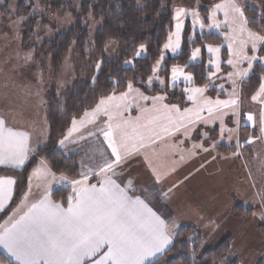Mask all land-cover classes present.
Here are the masks:
<instances>
[{
    "label": "rangeland",
    "instance_id": "rangeland-1",
    "mask_svg": "<svg viewBox=\"0 0 264 264\" xmlns=\"http://www.w3.org/2000/svg\"><path fill=\"white\" fill-rule=\"evenodd\" d=\"M88 1L96 0H0V100L13 101L18 107L23 102L24 110L35 115L34 122L41 123L43 111L49 114V98L61 104L76 85L96 78L101 62L96 55L66 58L56 70L51 58L41 54L46 42L69 30L75 13ZM263 4L264 0H221L203 15L199 6L186 10L175 1L173 30L152 76L144 87L129 85L123 94L104 98L105 104L100 101L93 110L71 119L50 150L76 161L79 178L67 175L52 184L67 186L72 191L70 198L75 197L82 186L103 178L107 173L102 169L111 163L108 172L122 176L120 179L134 187L136 169L121 162L146 157L158 167L160 159L167 164L165 170L158 167L166 182L163 194L161 188L154 187L176 233L180 228L192 229L202 239L201 254L229 239V254L237 264L264 262ZM181 9L184 14L178 17ZM29 19L34 21L32 26ZM88 28L91 44L99 24L90 18ZM187 29L190 42L198 43L201 38V45L192 48L189 65L204 63L210 70L205 87L193 84V74L182 66L162 75L165 59L182 51ZM212 35L220 41L210 43L203 38ZM209 47L219 51H209ZM115 51V44L110 43L107 55L114 56ZM144 56L140 48L137 58ZM173 69L179 71L174 74ZM257 72L254 87L255 81L249 79ZM197 88L203 91L194 92ZM153 89L155 92H150ZM47 131L39 129L37 140L42 145H37L33 157L48 147ZM106 131L112 133L110 138L105 137ZM122 132L127 133L126 148L121 147ZM110 139L123 158L118 162ZM40 160L41 170L28 187L32 198L49 189V175L56 178L44 158ZM146 174L150 173L143 175V183L149 185L152 182ZM76 180L83 184L72 183ZM238 207L250 209L252 215L234 216Z\"/></svg>",
    "mask_w": 264,
    "mask_h": 264
},
{
    "label": "trees",
    "instance_id": "trees-1",
    "mask_svg": "<svg viewBox=\"0 0 264 264\" xmlns=\"http://www.w3.org/2000/svg\"><path fill=\"white\" fill-rule=\"evenodd\" d=\"M175 1L186 10L199 6L201 14L206 15L208 8L213 7L221 0L88 1L81 5L79 12L75 13V23L67 32L56 36L42 46L41 54L51 58V64L56 70L65 62L66 58L81 56V58L87 59L91 55H96L100 59V68L94 82L79 83L67 93L61 104H57L55 99L49 98L48 147L39 151L38 155L31 158L19 171L0 168V177L11 176L16 179L13 201L9 209L0 214V224L21 200L29 178L38 166L40 159L44 158L47 165L57 175L64 174L71 178H79L76 161L60 157V153L51 152L50 147L64 135L72 118H79L87 111L93 110L104 98L123 94L129 85L144 87L145 82L152 76L155 63L161 57L163 48L173 30V4ZM90 18L93 19V23L99 24L91 44L88 43L91 35L88 28ZM29 20V24L32 26L34 21ZM32 35L31 33L30 37ZM187 35L188 29L182 51L175 57L165 59V69L162 70V75H167L172 67L182 66L193 74V84L205 87L209 82L208 73L210 70L204 63L189 65L192 48L201 45V38L198 39V43H193L189 41ZM25 36L26 40L27 35L25 34ZM203 38L210 43L220 41L214 35ZM110 43H114L116 46L114 56L107 55ZM140 48L144 49L145 56L137 58ZM261 53L264 54V45L261 48ZM258 79L259 73L257 72L250 76L249 80L255 81L254 87H257ZM150 92H155V90ZM176 99L174 97L171 102L175 103ZM70 192V189L62 188L54 191L52 198L67 207ZM233 215L238 218L250 217L252 211L250 209L245 211L238 207L233 211ZM230 241L229 239L225 240L214 250L201 254V237L195 235L190 228H180L175 234L171 248L151 264H237V261L232 259L229 254ZM0 260H5V258L0 256ZM260 264H264V262Z\"/></svg>",
    "mask_w": 264,
    "mask_h": 264
},
{
    "label": "snow or ice",
    "instance_id": "snow-or-ice-1",
    "mask_svg": "<svg viewBox=\"0 0 264 264\" xmlns=\"http://www.w3.org/2000/svg\"><path fill=\"white\" fill-rule=\"evenodd\" d=\"M183 14L182 9L178 10V17ZM209 51L218 52L219 49L209 47ZM178 71L173 69L174 74ZM193 91L202 92L203 89ZM261 91L264 92V87ZM189 99L194 97L189 96ZM105 103L101 101V104ZM164 107L167 109V105ZM167 119L171 121L172 117ZM3 125L4 121L0 120V165L20 166L28 156V137L6 130ZM116 127L120 128V125ZM104 135L110 138L112 133L106 131ZM121 139V147L126 148V132L121 133ZM109 146L116 156L115 162H118L120 152L111 139ZM112 167L111 163L107 165L108 169ZM13 183L11 179L0 181V195H3V185H8L10 192ZM72 183L82 185L83 181ZM165 228V222L143 201L133 200L115 181L108 179L100 188L82 186L77 192L76 203H71L69 198L67 208L45 196L0 233V246L6 248L20 264H40L41 261L44 264H84L85 258L96 264L91 258L105 246L104 259L109 264H145L149 257L155 256L170 243Z\"/></svg>",
    "mask_w": 264,
    "mask_h": 264
},
{
    "label": "crops",
    "instance_id": "crops-1",
    "mask_svg": "<svg viewBox=\"0 0 264 264\" xmlns=\"http://www.w3.org/2000/svg\"><path fill=\"white\" fill-rule=\"evenodd\" d=\"M0 99H1V96H0ZM27 109H28V107H27ZM40 114H42V116L39 117V121L41 123H39L38 121L34 122L33 116H35V115H33V114L31 115L30 111L24 110L23 102H20V107H18L17 104L13 103V101L9 102L7 99L0 100V120L4 121L3 127L6 130H10V131L16 132V133H22L25 136H27L28 137L27 146H28V150H29L27 159L25 160V162L22 165L15 166V165L3 164V165H0V168L19 171V170L24 168V166L28 163V161L31 159V157L33 158V156L35 155V151L38 148L37 145H39V146L42 145V144H39V140H37V137H38L37 135H38L39 129L41 128V129H44L46 131V129L48 128L47 113H45L43 111ZM40 114L37 113L38 116H40ZM46 139H47V141L49 139V132L48 131H47V138ZM41 143H42V141H41ZM45 143H47V142H45ZM39 151L37 153H39ZM110 157H111V155H110ZM121 159H123V158H121ZM153 162H156V161H153ZM41 164H42V161L39 160L38 166L35 168V170L32 172V174L29 178L28 185L24 190V193H23L21 200L19 201L17 206L15 208H13L12 211L8 214L6 219L0 224V233H2L4 231V229L11 227L13 223L18 221L22 216H24L28 212V210L30 209V207L33 204L39 203L41 200H43L45 198V196H47L51 202L61 204L60 202L55 201L52 198V193L54 191L62 189V188L63 189H68V188L65 185L63 186V184H57L56 185V184H52V183L53 182H55V183L60 182L59 181V180H61L60 178L67 176L64 174L63 175H57V174L53 173L56 176V178L51 177V175H49V179L51 180V182H50L51 185H50L49 189L47 188V190H45L42 193L36 192L34 198H32L33 196L31 197V194H29L28 187L30 186V182L33 180V178H35V176H37L36 174H39L38 172L41 170V166H42ZM121 164L123 166H129L130 164H132V166H134V168L136 169L135 170L136 171L135 172V178H134L136 185L134 187L131 184L125 182L124 179H120L122 176L120 177V175H116L115 173L110 174L108 172L110 169L107 168V165H105V167L103 166L105 168L104 169L105 173H107V174L103 178H96V179H93L91 182L89 181L90 183L87 186H93L94 185L96 188H100L103 186L105 180L110 179L112 181H115V183L118 184L121 189H124L127 192L128 196H130L133 200L139 199V200L143 201V203L145 205H147V208H150L152 210V212H155L156 215L159 216L160 219H162L165 222V225H166L165 232L170 239V243H168L163 248L162 251L158 252L155 256L149 257L148 260L145 261V264H151V263L155 262L156 260H158L159 258H161L168 251V249L173 244L175 234H176V231H174L173 227L170 226L172 223L171 222V216H170V219L167 220L166 216L164 215L165 206L163 205L162 202H159V196L157 193V189H156V187H154V186H158L159 188L162 189L163 185L166 184L165 180L163 179L164 177L161 176L163 174V172H162V170L158 171V167L162 166L163 170H165V167L167 164L165 161L161 163L160 159H159L160 165H158V167H154V165L150 164V160L146 157L143 159H141V158L134 159V161H132V162H129V161L121 162ZM119 165H120V163H119ZM145 167H147L149 169V171H147V169H145ZM49 170L51 171V169H49ZM146 172L150 173V174H146V176L149 175L150 181L152 182L149 185H146V182L143 183V177H144L143 175H145ZM41 174L45 175V173H43V172ZM91 176L94 177L95 175L93 173H91ZM8 179L13 180L14 183L11 185L10 192L8 191V185H6V184L3 185V195H0V214H3L4 212H6L9 209V207L13 201L14 194H15L16 179H14L11 176L0 177V181H6ZM137 181L139 182V184H137ZM165 191H167L166 188H165ZM161 194H163V189H162ZM71 195H72V191L70 192V195L68 197V201H69V198ZM71 203H73V204L76 203V196L71 198ZM65 208H67V207H65ZM106 247L107 246H105L104 249H102L100 253H97L96 255H94L91 258V261H95L96 264H109V262L104 259V256L106 255ZM0 256L5 258V260H0V264H20V262L17 261L16 258L13 257L8 252V250L6 248H4L3 246H0ZM40 264H44V261H41ZM84 264H91V262L88 258H85Z\"/></svg>",
    "mask_w": 264,
    "mask_h": 264
}]
</instances>
